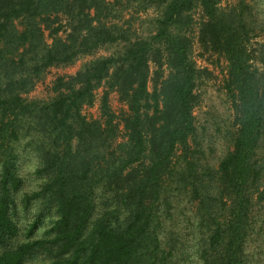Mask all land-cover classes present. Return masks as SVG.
<instances>
[{"label":"trees","instance_id":"trees-1","mask_svg":"<svg viewBox=\"0 0 264 264\" xmlns=\"http://www.w3.org/2000/svg\"><path fill=\"white\" fill-rule=\"evenodd\" d=\"M247 1L220 9L218 0H125L158 10L140 38L106 23L121 0H0V264H259L264 42L255 41L264 8ZM196 8L197 42L227 62L233 109L230 147L216 165L193 116L197 84L209 76L191 60L186 34ZM117 45L58 78L52 100L22 97L49 68ZM101 85L100 118L87 119L82 109ZM110 92L126 106L119 118ZM24 157L40 181L29 191Z\"/></svg>","mask_w":264,"mask_h":264},{"label":"rangeland","instance_id":"rangeland-1","mask_svg":"<svg viewBox=\"0 0 264 264\" xmlns=\"http://www.w3.org/2000/svg\"><path fill=\"white\" fill-rule=\"evenodd\" d=\"M113 1L114 0H108L109 3ZM121 1V7L116 6L117 8L114 10L118 18L114 21L107 20L106 23L110 24L114 22L125 28H129L132 37L147 38L153 32L152 20L158 15L157 8L151 6L142 10L136 3H132L131 6L125 8V0ZM247 2L250 4L253 3L252 0H248ZM236 3L237 0H218V8L228 9L234 7ZM256 4V8L260 10L264 8V0H256ZM191 18L192 23L186 31L187 36L192 42L191 60L196 65L197 69H206L209 72V76H203L197 84L196 92L199 94V103L193 110V116L201 148L205 153L207 162L211 165H216L219 159L229 149V142L234 131L232 129L233 109L225 89L227 62L223 57L207 53L198 44V30L203 19L200 8H196L191 12ZM258 18L264 19V13L262 14L261 12L260 15L258 14ZM61 20L62 25L65 24L64 19L61 18ZM66 32V28L63 27L57 37L64 39ZM259 36L260 37H258L255 42H264V31L260 32ZM43 40L46 45L51 44L52 39L49 36V32L46 30H43ZM119 47L118 45L104 47L98 49L92 55L78 57L69 65L49 68L36 80L35 86L30 93L22 97L27 101L52 100L57 95L53 88L58 78H63L66 81L68 78L74 76L85 63L99 57H107ZM104 89L105 85H101L100 88L96 89L94 91L93 104L82 109V114L87 119L100 118V103ZM108 106L110 111L118 116V118L123 111H126V106L119 101L118 95L115 92L109 93ZM115 122L117 123V120ZM122 140L123 130L122 125H120L117 142H121ZM20 163V176L24 180L23 191L35 189L40 182L39 179L32 174L35 160L32 157H24L21 159ZM31 213H27L25 218L21 219L22 224L28 221ZM44 227L45 225L41 226L38 231H36V234L40 235ZM255 247L256 245H253L252 248ZM178 263L189 264L190 262L184 263L183 259ZM258 263L264 264L263 256H260V261ZM32 264L41 263L37 261Z\"/></svg>","mask_w":264,"mask_h":264}]
</instances>
